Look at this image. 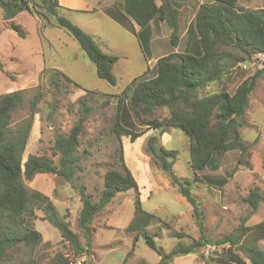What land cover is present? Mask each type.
Segmentation results:
<instances>
[{
  "label": "rangeland",
  "instance_id": "obj_1",
  "mask_svg": "<svg viewBox=\"0 0 264 264\" xmlns=\"http://www.w3.org/2000/svg\"><path fill=\"white\" fill-rule=\"evenodd\" d=\"M58 1L62 15L90 34L103 51L118 56L112 67L117 81L111 85L99 78L94 63L65 29L55 25L53 17L46 13H19L15 21L25 32L21 38L7 28L0 10V94L26 91L23 107L13 113V124L27 116L30 96L37 91L42 93L22 163L29 154L46 155L56 161V155L52 153L55 133H68L77 121L81 114L80 98L92 106L79 136V169L73 181L68 182L55 174L37 173L31 179H23L25 187L46 194L55 204L59 217L68 221L85 247V239L77 225L81 208L79 189L82 186L92 200H97L103 188L104 173L111 167H119L118 150L121 146L123 161L137 181L142 207L159 218L147 227V231L153 235L157 247L167 253L179 242L188 244L197 239L200 231L191 206L178 192L176 183L155 166L146 151L147 139L155 136L156 145L177 151L173 164L177 178L183 180L206 175L216 182L212 186L201 181L191 184V192L203 213V235L215 239L230 233L244 216H247L246 225L264 219V201H260L254 211L243 201L251 189H264V73L258 77L249 95L244 123L239 128L241 138L249 143L252 167L237 165L239 152L230 150L223 153L216 171L204 169L194 173L189 167L187 135L180 128H165L162 131L147 125V119L160 120L168 116L169 110L165 107L155 109L151 115L143 116L144 119L129 111V117L123 120V124L141 133L133 141L126 135L117 137L111 130L117 114L118 95L135 78L152 77L157 58L171 51L183 50L186 29L203 0H176L179 7L177 47L170 43L171 31L167 24L156 21L151 23L147 51L133 33L106 12L114 8L112 5L116 6L117 0ZM155 1L163 3V0ZM237 5L243 9L264 8V0H237ZM134 27L137 29V26ZM263 59L262 53L245 57L234 65L233 71L228 76L226 74L221 83L211 82L199 90V94L221 89L232 93L242 79L262 67ZM55 71L60 72L58 90L50 82ZM62 74L69 76L73 82L65 81ZM51 104H55L56 109L48 115ZM125 105L129 108L127 100ZM221 179H224L223 183L219 182ZM134 194L132 189L116 193L93 218L87 252L89 264H136L139 261L155 264L160 260V256L144 243L142 237L132 245L133 234L125 229L133 217ZM32 224L41 233L42 243L33 248L20 246L9 250L0 264H46L57 252L68 255L70 264H84L85 251L74 254L58 230L43 218L40 210H35ZM259 244L264 249V239ZM168 264L250 262L234 248L206 244L198 247L196 253L175 256Z\"/></svg>",
  "mask_w": 264,
  "mask_h": 264
},
{
  "label": "trees",
  "instance_id": "obj_2",
  "mask_svg": "<svg viewBox=\"0 0 264 264\" xmlns=\"http://www.w3.org/2000/svg\"><path fill=\"white\" fill-rule=\"evenodd\" d=\"M116 3V6L112 5L114 8L111 7L115 11L107 9L106 12L114 21L133 33L145 51L148 48L151 23L156 21L167 24L171 31L170 43L177 47L179 7L176 0H163L162 4L155 0H117ZM60 7L58 0H0L2 18L7 28L17 36H25L22 26L15 21L19 13H46L53 17L55 25L65 29L77 41L94 63L96 75L115 85L117 80L112 67L118 56L103 51L90 34L61 14ZM258 53L264 54V8L243 9L238 7L237 0H203L186 29L183 50L171 51L157 58L152 77L135 78L118 95L117 114L111 130L117 137L126 135L133 141L141 133L134 132L128 124H123V120L129 117V111L144 119L143 116L151 115L155 109L165 107L168 108L169 115L160 120L147 119V125L162 131L165 128H180L187 135L189 167L194 173L204 169L216 171L220 167L223 153L230 150L239 152L237 165L252 167L249 143L241 138L239 128L244 123L249 95L254 90L258 77L264 73V59L262 67L242 79L232 93L221 89L199 94V90L211 82L221 83L225 75L228 76L233 71L236 63ZM59 74L60 72L55 71L50 78L56 90L61 84ZM62 76L65 81L73 82L66 74ZM25 92L14 90L0 94V261L6 259L11 249L20 246L33 248L42 243L41 233L32 224L35 210H40L43 218L58 230L74 254L79 255L85 251L84 264H89L87 252L93 231V218L116 193L132 189L135 193L133 217L125 229L133 234L132 245L142 237L144 243L160 256L155 264H168L175 256L196 253L198 247L206 244L234 248L250 264H264V249L259 244L264 239V219L253 225H246L247 216H244L230 233L215 239L203 235V213L191 192V184L201 181L212 186L216 182L206 175H195L192 179L183 180L177 178L173 170L177 151L156 145L155 136L147 139L146 151L155 166L176 183L178 192L191 206L200 236L188 244L177 243L167 253L157 247L147 227L159 218L142 207L137 181L123 161L120 146L119 167L106 170L103 188L97 200H92L82 186L79 189L81 208L77 225L85 239L84 247L68 221L59 217L53 201L38 190L26 188L23 179H31L37 173H49L62 176L68 182L73 181L75 172L79 169V136L92 106L84 98H80L81 114L77 121L68 133H55L52 153L56 155V161L46 155L29 154L22 163L33 116L42 98L41 91L33 93L28 99L27 116L13 124V113L23 107ZM126 100L129 108L125 105ZM50 109L48 115L55 111L56 105L51 104ZM223 181L221 179L219 182ZM243 201L253 211L256 210L259 202L264 201V189H251ZM70 263L68 255L57 252L46 264ZM136 264L148 263L139 261Z\"/></svg>",
  "mask_w": 264,
  "mask_h": 264
}]
</instances>
